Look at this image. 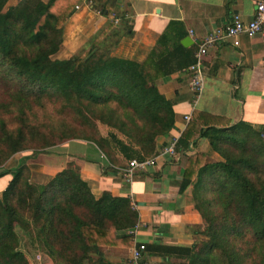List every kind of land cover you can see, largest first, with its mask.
Returning <instances> with one entry per match:
<instances>
[{
    "label": "trees",
    "instance_id": "obj_1",
    "mask_svg": "<svg viewBox=\"0 0 264 264\" xmlns=\"http://www.w3.org/2000/svg\"><path fill=\"white\" fill-rule=\"evenodd\" d=\"M7 1L0 0V177L11 178L0 193V264H30L15 226L47 264H81L102 247H129L124 232L137 214L128 198L104 192L94 199L71 163L45 184L30 181L23 160L10 171L1 166L16 153H47L67 140L94 145L112 166L109 143L127 162L131 152L136 160L152 156L173 124L171 103L156 88L169 70L112 55L128 27L108 0H89L105 22L64 60L54 58L62 27L82 0ZM45 106L61 119L56 127L38 120ZM196 138H206L221 162L195 153L183 167L180 191L191 188L187 202L201 220L196 243L177 249L183 264H264L263 129L193 112L181 139Z\"/></svg>",
    "mask_w": 264,
    "mask_h": 264
},
{
    "label": "crops",
    "instance_id": "obj_2",
    "mask_svg": "<svg viewBox=\"0 0 264 264\" xmlns=\"http://www.w3.org/2000/svg\"><path fill=\"white\" fill-rule=\"evenodd\" d=\"M17 1L8 0L6 6H13ZM108 1L112 14L125 20L128 27V35L119 39L112 55L137 63L154 61L155 65L169 70L164 78L156 79V88L171 103L173 124L166 135L155 140L154 165L135 173L127 184L118 173L127 159L112 143L109 147L113 166L94 145L67 140L47 153H16L2 169L10 171L23 160L30 181L45 184L71 163L94 199L104 192L112 197L128 198L137 214L136 225L124 232L130 235L131 245L102 247L91 255L90 261L84 260L81 264H127L130 249L138 243L146 249L141 254L144 264H183L186 255L177 249L193 246L197 241L193 231L201 226L198 213L187 202L191 188L181 191L179 188L183 167L195 153L204 154L213 162L221 159L210 150L206 138L181 139L188 124L183 123L182 116L191 113L192 117L193 112H200L229 126L243 122L264 131V39L242 35L236 47L227 41L210 47L203 59L202 88L193 105L186 69L202 37L223 28L234 15L243 21L250 20L258 0ZM85 3L82 0L74 6L63 24L62 42L54 58L71 57L105 22L104 16ZM185 38L187 42L183 45ZM151 52L155 56H150ZM99 131L103 137L108 132L105 128ZM171 139L176 141V159L157 156ZM130 158L136 160L137 155L131 152ZM10 178L7 173L0 177V193Z\"/></svg>",
    "mask_w": 264,
    "mask_h": 264
},
{
    "label": "built area",
    "instance_id": "obj_3",
    "mask_svg": "<svg viewBox=\"0 0 264 264\" xmlns=\"http://www.w3.org/2000/svg\"><path fill=\"white\" fill-rule=\"evenodd\" d=\"M86 6L91 9L92 2L86 0ZM76 8V7H75ZM97 12V11H96ZM98 13V12H97ZM114 24L117 19L111 16ZM245 36L249 39L256 36L264 39V0H258L254 3V10L250 20L243 21L237 15L231 17V20L221 29L215 30L212 34L202 37L196 50L192 53V63L187 67L188 74V90L191 96L192 105L196 101L201 88L203 80V59L210 47H214L217 43L222 41L229 42L233 47L238 45V37ZM183 123L187 124L191 121V113L182 116ZM176 141L171 139L167 145L162 147L157 156H163L166 159H176ZM154 154L142 160L132 159L126 165L118 170V173L124 183L129 184L135 173L143 171L148 167L154 165ZM144 251V245L138 243L130 249L127 264H144L141 260V254ZM30 264H47L46 257L40 252H36L29 260Z\"/></svg>",
    "mask_w": 264,
    "mask_h": 264
},
{
    "label": "rangeland",
    "instance_id": "obj_4",
    "mask_svg": "<svg viewBox=\"0 0 264 264\" xmlns=\"http://www.w3.org/2000/svg\"><path fill=\"white\" fill-rule=\"evenodd\" d=\"M37 116H38V120L39 121L52 123L53 127H56L58 125L55 122V119L61 120L54 113L53 109L50 108L49 106H45V108L43 110H38ZM67 121H69V119H67ZM59 122H61V121H59ZM97 129L99 131L100 129H103V127L102 126H97ZM99 133H100V131H99ZM24 152L31 153L30 151H24ZM3 165L1 166V168L3 167ZM29 177H30V174H29ZM29 230H28V232H30ZM15 233H16V235L18 237L19 249L25 255V257L30 260L32 258V256L36 252H39L38 251L39 250L38 246L36 245V243L34 241L30 240L31 236L29 237L28 233H26V231H24V230H21L19 226H15Z\"/></svg>",
    "mask_w": 264,
    "mask_h": 264
},
{
    "label": "water",
    "instance_id": "obj_5",
    "mask_svg": "<svg viewBox=\"0 0 264 264\" xmlns=\"http://www.w3.org/2000/svg\"><path fill=\"white\" fill-rule=\"evenodd\" d=\"M186 42H187V38L183 39V42H182L183 45H184ZM90 54H91V53H90ZM90 54H89V55H90ZM89 55H88V56H89ZM88 56H87V57H88ZM87 57H86V58H87ZM86 58H85V59H86Z\"/></svg>",
    "mask_w": 264,
    "mask_h": 264
}]
</instances>
